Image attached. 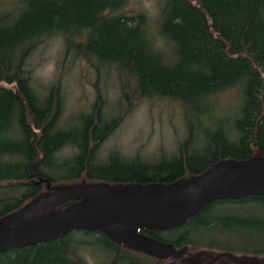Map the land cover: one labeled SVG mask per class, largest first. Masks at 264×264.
I'll list each match as a JSON object with an SVG mask.
<instances>
[{"label": "trees", "instance_id": "trees-1", "mask_svg": "<svg viewBox=\"0 0 264 264\" xmlns=\"http://www.w3.org/2000/svg\"><path fill=\"white\" fill-rule=\"evenodd\" d=\"M3 1L0 217L53 186L168 183L195 176L218 160L264 156V0H159L155 32L160 44L145 14L123 12L128 0H8L2 9ZM52 36L61 38L66 56L80 57L96 76L103 67L114 69L126 107L142 98L180 105L185 133L171 157L156 163L128 161L110 150L99 159V144L120 113L116 108L105 120L96 83L89 109L78 116L80 127L61 125L59 83L39 95L25 63ZM229 90L233 96L220 99ZM228 100L235 107L223 117L219 111ZM63 147H72L73 153L59 157ZM113 154L118 160H109ZM248 203L264 211V192L211 201L179 225L137 229L170 243L174 251L183 249L180 257H153L99 230L83 229L0 252V264H85L79 249H100L105 260L99 264H206L220 254L264 264V212L224 209ZM231 239L243 245L234 246Z\"/></svg>", "mask_w": 264, "mask_h": 264}, {"label": "water", "instance_id": "water-1", "mask_svg": "<svg viewBox=\"0 0 264 264\" xmlns=\"http://www.w3.org/2000/svg\"><path fill=\"white\" fill-rule=\"evenodd\" d=\"M263 192L264 156L259 155L218 160L195 176L168 183L53 186L17 211L0 217V252L85 229L99 230L111 240L153 257H180L183 249L174 251L170 243L137 229L179 225L211 201ZM68 200L71 202L63 208L54 209ZM184 261L193 262L195 258Z\"/></svg>", "mask_w": 264, "mask_h": 264}, {"label": "rangeland", "instance_id": "rangeland-1", "mask_svg": "<svg viewBox=\"0 0 264 264\" xmlns=\"http://www.w3.org/2000/svg\"><path fill=\"white\" fill-rule=\"evenodd\" d=\"M8 0L2 2V9L8 7ZM159 0H128L123 12H142L146 16L148 28L152 31L157 44L161 41L156 34L158 24ZM170 54V53H169ZM167 54V55H169ZM26 66L31 73L33 88L43 95L52 83H59L61 93L62 115L60 120L64 127L77 130L80 127L79 114L86 113L94 98V83L99 88L104 99L105 120L115 115L114 109H119V119L116 125L101 140L97 150V157L103 159L110 150H117L127 157L128 161L141 160L156 163L171 157L176 149V141L182 139L185 128L182 120L181 107L178 103L160 98L132 99L129 107L123 104L120 91V81L114 69L103 67L97 76L90 66H87L80 57L70 58L65 55L63 41L59 36H52L39 43L26 59ZM106 66V65H105ZM96 80V81H95ZM235 91L224 92L221 98L233 96ZM235 102L226 101L219 114L223 117L231 115ZM113 111H110V110ZM73 153L72 147L61 148L57 155L65 158ZM134 155L139 156L136 159ZM118 160L111 155L109 160ZM146 159V160H145ZM225 211L264 212L256 209L255 204L242 206H227ZM76 236L75 239H79ZM258 243V242H257ZM234 246H242L243 241L231 239ZM77 254L85 264H99L105 260L100 249H79ZM223 255L212 257L206 264H251L248 261L228 259ZM195 258V257H193Z\"/></svg>", "mask_w": 264, "mask_h": 264}, {"label": "flooded vegetation", "instance_id": "flooded-vegetation-1", "mask_svg": "<svg viewBox=\"0 0 264 264\" xmlns=\"http://www.w3.org/2000/svg\"><path fill=\"white\" fill-rule=\"evenodd\" d=\"M238 264V263H237Z\"/></svg>", "mask_w": 264, "mask_h": 264}]
</instances>
